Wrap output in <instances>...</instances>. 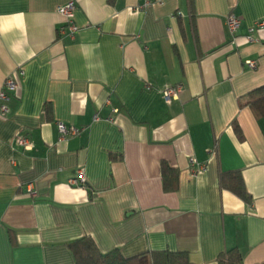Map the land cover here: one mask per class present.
<instances>
[{"label": "crops", "instance_id": "obj_1", "mask_svg": "<svg viewBox=\"0 0 264 264\" xmlns=\"http://www.w3.org/2000/svg\"><path fill=\"white\" fill-rule=\"evenodd\" d=\"M71 2L77 30L59 35ZM262 21L264 0H0V90L19 82L0 113V264H74L82 237L125 258L217 264L236 249L264 264V117L240 107L264 87ZM58 123L79 133L59 140ZM78 171L85 185L69 186ZM230 172L251 204L220 187Z\"/></svg>", "mask_w": 264, "mask_h": 264}, {"label": "trees", "instance_id": "obj_2", "mask_svg": "<svg viewBox=\"0 0 264 264\" xmlns=\"http://www.w3.org/2000/svg\"><path fill=\"white\" fill-rule=\"evenodd\" d=\"M248 97L249 99L240 107L250 106L258 117H264V87L252 91ZM233 130L241 140L242 133L235 122L233 123ZM160 170L163 190L165 192L176 191L178 171L164 162L161 163ZM219 184L222 189L231 192L244 203L251 204V196L248 194L239 172L221 173ZM70 247L74 256V264H190L188 255L185 252L152 251L129 258L123 257L117 249L102 253L89 237L80 238ZM217 264L244 263L240 253L236 249H232L221 254L217 259Z\"/></svg>", "mask_w": 264, "mask_h": 264}, {"label": "built area", "instance_id": "obj_3", "mask_svg": "<svg viewBox=\"0 0 264 264\" xmlns=\"http://www.w3.org/2000/svg\"><path fill=\"white\" fill-rule=\"evenodd\" d=\"M73 9H74V4L72 2L68 3L65 6L58 8L57 12L59 15H61L65 19V26L67 28V29H64V28L59 29L58 30L59 35H62L67 32L69 36H72L74 32L77 30V28L72 23ZM226 24H227L229 32L231 34H234L240 25V19L237 16L230 14L228 15L226 19ZM255 29H264V21L257 23L255 27L252 30H250V32H252ZM248 39L251 40L250 37H248ZM245 65L249 69H255L257 66V62L249 60L245 62ZM22 75H23V72H20L18 74V76L20 77ZM18 86H19V82L16 76L8 77L5 80L0 90V113L5 114L7 112L5 102L8 101L9 95L11 93H14L18 89ZM181 88H182L181 86L166 88L162 92V98L164 102L170 103L171 101L177 99L178 94L181 91ZM57 129L59 133V140H65L66 138L71 137V136H76L79 133L78 129H75L73 127H67L61 123L57 124ZM16 144L22 147L23 149H30V146H31L28 139L25 137H19L16 141ZM188 162L192 169L193 174L202 172L204 170L203 165L197 163V161L194 158H189ZM68 184L69 186H72V187H83L85 185V177H84L83 172L78 171L76 175L69 180ZM26 187H27L26 190L28 194L33 196L34 191H33L32 184L29 183L26 185Z\"/></svg>", "mask_w": 264, "mask_h": 264}]
</instances>
